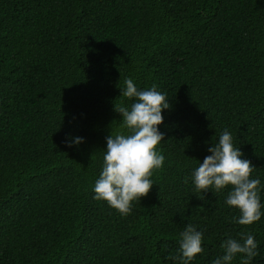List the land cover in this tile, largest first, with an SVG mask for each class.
I'll return each mask as SVG.
<instances>
[{
    "label": "trees",
    "instance_id": "obj_1",
    "mask_svg": "<svg viewBox=\"0 0 264 264\" xmlns=\"http://www.w3.org/2000/svg\"><path fill=\"white\" fill-rule=\"evenodd\" d=\"M129 78L170 108L164 167L122 216L94 185L106 137L127 132L114 105L134 102ZM224 130L264 203V0H0V264H179L189 223L204 237L191 264H213L241 232L264 264V216L241 226L231 186L194 190Z\"/></svg>",
    "mask_w": 264,
    "mask_h": 264
},
{
    "label": "clouds",
    "instance_id": "obj_2",
    "mask_svg": "<svg viewBox=\"0 0 264 264\" xmlns=\"http://www.w3.org/2000/svg\"><path fill=\"white\" fill-rule=\"evenodd\" d=\"M120 89L121 97L134 100L130 107L116 102L114 105V110L123 117L121 125L127 132L111 133L106 137L104 166L94 185V198L107 202L120 215L127 216L132 212L133 202H140L149 195L155 184L152 177L164 167L165 156L158 148L164 141V133L159 126L164 123L163 112L170 104L155 85L149 90H138L129 78ZM81 142V138L75 139L77 145ZM208 151L211 155L206 156L193 173L195 192L204 194L212 190L216 194L231 186L226 204L239 212L233 220L246 227L259 222L264 216V203L260 196L261 181L252 178L255 166L250 160L241 159L244 154L234 146L233 137L227 130ZM187 182L188 177H185ZM239 235V240L229 237L222 242L223 254L213 264H233L237 257L240 264H251L259 255L258 244L250 232ZM180 237L179 254L169 259L177 260L179 264H191L204 251L203 232L189 223Z\"/></svg>",
    "mask_w": 264,
    "mask_h": 264
}]
</instances>
